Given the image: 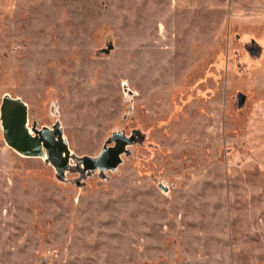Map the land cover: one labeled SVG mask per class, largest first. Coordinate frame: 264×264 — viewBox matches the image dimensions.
Here are the masks:
<instances>
[{
	"label": "rangeland",
	"instance_id": "1",
	"mask_svg": "<svg viewBox=\"0 0 264 264\" xmlns=\"http://www.w3.org/2000/svg\"><path fill=\"white\" fill-rule=\"evenodd\" d=\"M0 264H264V0H0Z\"/></svg>",
	"mask_w": 264,
	"mask_h": 264
},
{
	"label": "water",
	"instance_id": "2",
	"mask_svg": "<svg viewBox=\"0 0 264 264\" xmlns=\"http://www.w3.org/2000/svg\"><path fill=\"white\" fill-rule=\"evenodd\" d=\"M240 96V104L244 100ZM1 118L6 141L15 149L28 156H47L55 165L65 163L64 152L67 150L65 140L56 128L44 127L38 135H32L28 128V107L20 101L9 98L4 101L1 108ZM115 145L105 149L98 159L93 161L95 167L113 168L120 161V154L130 141L128 137L117 133L114 135Z\"/></svg>",
	"mask_w": 264,
	"mask_h": 264
}]
</instances>
